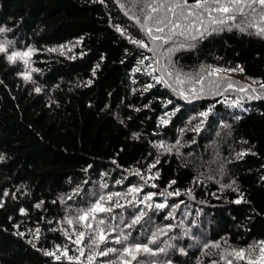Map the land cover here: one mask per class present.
Wrapping results in <instances>:
<instances>
[{
	"label": "trees",
	"instance_id": "16d2710c",
	"mask_svg": "<svg viewBox=\"0 0 264 264\" xmlns=\"http://www.w3.org/2000/svg\"><path fill=\"white\" fill-rule=\"evenodd\" d=\"M171 3L0 0V264L259 259L264 9L185 19ZM135 243L151 252L121 258Z\"/></svg>",
	"mask_w": 264,
	"mask_h": 264
},
{
	"label": "snow or ice",
	"instance_id": "6c2138e0",
	"mask_svg": "<svg viewBox=\"0 0 264 264\" xmlns=\"http://www.w3.org/2000/svg\"><path fill=\"white\" fill-rule=\"evenodd\" d=\"M253 5H259L262 9H264V0H227V2H222V0H195V3L189 4L188 0H174V3H171L168 5L167 7V11L172 12L174 15L176 13L177 9H181V10H187V16H185V19H187L188 17H197L198 19L201 18L202 13H208L209 16L211 15L212 12H219V13H231L234 10L236 12L239 13H243L244 12V8H250L253 11H255V9L253 8ZM147 7L150 9V11L152 13L158 12L161 8L165 7L164 3H160L158 5H153V4H148ZM234 16H229L228 19H234ZM152 19V15L149 14L146 16L145 18V23L148 20ZM212 22L213 23H221L223 24L225 21L224 20H220V21H216L215 18H212ZM158 24H162L164 23L163 20H158L157 21ZM170 24H172V28L170 29V31H172L173 33L175 32V29L180 28L181 25L178 22L173 23L172 21H169ZM201 23H202V19H201ZM117 30L119 31L120 29L117 28ZM5 29L4 28H0V32H4ZM157 32H163L164 28L163 27H157L156 28ZM205 31H207V29H205ZM261 32H264V28L260 29ZM146 32L149 36H151V38L153 40H164V37L162 36H155L152 35V28L151 27H147L146 28ZM181 35H183V32L180 33ZM201 35H203V33H201ZM196 37H193V39H195ZM131 39V38H130ZM132 43L134 44H139L142 47H146V45H144L143 41L141 40H135L132 39L131 40ZM165 43H167V40H164ZM5 51V49L3 47H0V52ZM30 51V50H29ZM29 53L28 52H24V53H20V52H15L12 55L8 56V60L10 62H14V58L15 57H20V56H27ZM242 71V69H240ZM149 87H151V85H149ZM262 87H264V85H262ZM244 89H241V91H243ZM36 91H40L39 88L36 89ZM243 155V154H241ZM139 174V173H137ZM174 183V181H173ZM155 186V185H153ZM130 192H138L140 191V189H130ZM177 195L179 193H176ZM119 195V194H117ZM169 195H172V193H169ZM105 198L103 196L100 197V201H103ZM108 199H111V196L108 197ZM145 199H151V196H146ZM237 203H239V201H237ZM37 207H40V205H37ZM157 208H164L166 207L165 204L161 203V204H157L156 205ZM111 209H106L103 208L100 204V202H97L96 205L90 210L92 212H96V211H110ZM87 213H85L83 216H81V219H85L87 217ZM93 219L95 217H92ZM140 216H137L136 219H134L132 221L133 224L139 222L140 220ZM69 223H71V221H68ZM100 223H103V220L100 221ZM89 227H91V225H88ZM129 227H131V225H129ZM85 233L84 232H80L79 233V237H84ZM98 238H99V242L100 243H106L107 242V237L105 235H103L102 230H99L97 232ZM125 240H127V236L124 237ZM156 241V236L155 234H153V239L151 241V243H155ZM116 243H121V241L119 239H117L115 241ZM261 247L259 248V252H260V257L259 260H252L249 259L248 260V264H264V241L261 242ZM90 247L95 246L96 248H99V244L97 243V239L95 237H91L90 238ZM255 247V246H254ZM67 251V249H65V252ZM118 250L115 248H106L102 251H99L98 254L101 256H106L109 253H114L117 252ZM140 251H144V252H151V249L148 247L147 243L141 244V243H135L132 245H128L127 247H124L122 252H121V258H123V256L125 255H129L131 256V258L133 260L136 259V256L133 255L134 252L138 253ZM160 251H164V249H160ZM249 253H251L252 249L248 250ZM48 255H54V253H47ZM83 251H81V255H83ZM153 255H155V253H152ZM235 255L237 256V258L239 259H244L245 258V250L241 249L239 251H237L235 253ZM94 255L90 254L87 259L91 262L94 260ZM57 259H59V257H57ZM69 259H72V257H69ZM123 264H130L129 261H123ZM228 264H232V261H228Z\"/></svg>",
	"mask_w": 264,
	"mask_h": 264
},
{
	"label": "rangeland",
	"instance_id": "374dc122",
	"mask_svg": "<svg viewBox=\"0 0 264 264\" xmlns=\"http://www.w3.org/2000/svg\"><path fill=\"white\" fill-rule=\"evenodd\" d=\"M259 260V259H258Z\"/></svg>",
	"mask_w": 264,
	"mask_h": 264
}]
</instances>
